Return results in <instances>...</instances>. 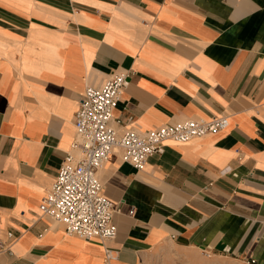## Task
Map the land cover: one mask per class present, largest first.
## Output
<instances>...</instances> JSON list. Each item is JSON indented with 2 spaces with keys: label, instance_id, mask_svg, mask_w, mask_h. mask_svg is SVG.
<instances>
[{
  "label": "crops",
  "instance_id": "1",
  "mask_svg": "<svg viewBox=\"0 0 264 264\" xmlns=\"http://www.w3.org/2000/svg\"><path fill=\"white\" fill-rule=\"evenodd\" d=\"M129 85L118 131L228 118L165 143L143 171L114 148L97 176L116 238L67 235L39 205L86 86ZM0 264H143L166 242L264 264V0H0ZM105 249L116 253L105 261Z\"/></svg>",
  "mask_w": 264,
  "mask_h": 264
},
{
  "label": "built area",
  "instance_id": "2",
  "mask_svg": "<svg viewBox=\"0 0 264 264\" xmlns=\"http://www.w3.org/2000/svg\"><path fill=\"white\" fill-rule=\"evenodd\" d=\"M130 71L112 73L100 87L86 86L73 117L75 138L49 190L42 198V217L63 227L65 233L85 241L101 243L116 238L113 216L119 208L103 196V185L97 173L107 162L112 150H121V159L135 171H143L153 155H161L168 141L186 144L219 133L228 126V118L210 120L186 119L173 124L141 131L118 132L113 112L129 85ZM16 240L11 232L5 241L0 237V253L8 252ZM105 261L116 253L105 249Z\"/></svg>",
  "mask_w": 264,
  "mask_h": 264
},
{
  "label": "rangeland",
  "instance_id": "3",
  "mask_svg": "<svg viewBox=\"0 0 264 264\" xmlns=\"http://www.w3.org/2000/svg\"><path fill=\"white\" fill-rule=\"evenodd\" d=\"M143 264H246L239 259L207 258L199 251L183 249L166 242L144 258Z\"/></svg>",
  "mask_w": 264,
  "mask_h": 264
}]
</instances>
